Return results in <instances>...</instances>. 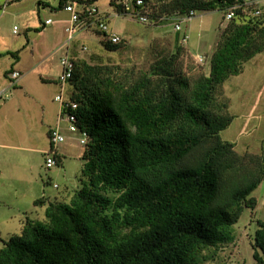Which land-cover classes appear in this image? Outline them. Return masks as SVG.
<instances>
[{"label": "trees", "instance_id": "16d2710c", "mask_svg": "<svg viewBox=\"0 0 264 264\" xmlns=\"http://www.w3.org/2000/svg\"><path fill=\"white\" fill-rule=\"evenodd\" d=\"M95 1L59 0L57 8L70 2L84 10ZM240 1L143 0L140 9L145 24H163ZM110 4L126 16L116 0ZM96 15L80 13L84 29L104 20ZM92 31L106 50L121 47V36L112 43L107 32ZM262 50L264 12L239 8L219 32L207 74L186 73L180 45L140 72L72 55L68 99L87 133L79 186L68 200H34L47 202L45 219L25 218L20 233L2 240L0 264H212L235 242L232 226L243 210L254 213L250 194L264 177V141L258 153H239L220 136L235 117L224 81ZM256 225L252 256L264 264V221Z\"/></svg>", "mask_w": 264, "mask_h": 264}, {"label": "rangeland", "instance_id": "374dc122", "mask_svg": "<svg viewBox=\"0 0 264 264\" xmlns=\"http://www.w3.org/2000/svg\"><path fill=\"white\" fill-rule=\"evenodd\" d=\"M38 1L0 0V52L19 50L20 53L26 43V36L38 40L41 38L39 46H34V51L38 49L41 54L40 66L42 70L46 69L43 73L50 77L60 69L59 57L65 52L67 45L69 50L73 49L74 55L77 57L89 60L93 56L92 61L95 63L117 66L122 71L132 69L134 72L147 70L156 58L172 54L177 45H180L183 48L180 61L186 73L192 76L207 74L210 54L217 42L220 30L225 24L220 11H199L190 19L181 21L179 33L176 34L173 28L174 19H169L163 24L160 22L143 24L130 15L114 13L110 0H96L93 5L97 8V12L104 16L108 30L117 32L123 39L120 48L109 51L100 44L101 38L92 31L94 28H98L97 24L91 26V29L87 28L76 32L68 42L64 26L69 21L70 14L63 8H57L59 0H43L49 3V7L43 8L38 6ZM151 1L152 4L157 3V0ZM46 18H51L53 23L47 26L45 34H37L34 28L40 26L41 21ZM14 26H16L18 34L13 33ZM182 35H187L185 42L181 41ZM176 37L177 39H175ZM31 39L28 47L24 46L26 49L22 53L24 63L34 65L36 62L30 54ZM83 46L86 47V50H83ZM197 55L203 56L202 62L197 60ZM10 59L9 55L0 57V73ZM223 87V92L230 100L229 110L235 117L220 132L221 138L233 141L235 149L239 153L260 152L264 141V50L244 62L242 72L229 76L224 81ZM63 95L68 99V85H66ZM53 122L55 121L53 120ZM60 126L63 134L67 136H65L66 141L60 143L59 146L64 151L63 160L67 161L68 167L61 164L45 168L43 165L44 156L39 154L40 174L32 178L28 176L31 181L29 184L18 178L4 184L3 189L10 197L0 199V221L4 218L3 213L10 211L15 213L17 219L24 218L23 214L27 211L21 210L20 205L23 206L26 203L24 194L27 193V187L36 190L40 197L44 196L48 199V196L52 197L58 191L53 187L54 184L58 185L59 189L68 184L73 186V189L79 186L80 172L72 170L71 164L75 161L74 165L77 168L82 161L80 158L79 160L72 158V154L80 153L83 150V145L77 144L76 140L74 142V139L69 137L71 133L67 130L65 121L62 120ZM68 174L71 177L65 178ZM37 178L38 180L42 178L38 187L32 184V180ZM250 196L256 199L254 213L252 214V210L249 208L243 210L238 221L232 226L235 242L220 248L211 261L212 264L255 263L251 243H253L254 232L257 228L256 220L264 221V177ZM16 207L20 209L19 213H16ZM36 218L35 220L42 222L45 215ZM10 226L12 223L8 224L5 221L0 223V247L2 240H6L9 237L8 234L12 232L8 231L9 233H7V231H3V228ZM17 228L16 234L20 233L19 227Z\"/></svg>", "mask_w": 264, "mask_h": 264}, {"label": "crops", "instance_id": "0c3cea01", "mask_svg": "<svg viewBox=\"0 0 264 264\" xmlns=\"http://www.w3.org/2000/svg\"><path fill=\"white\" fill-rule=\"evenodd\" d=\"M38 6L42 8L46 6L49 7V3L47 1L39 0ZM114 13L116 12L114 11ZM45 20L41 21L40 26L34 28V31L37 34H45L47 26H50L53 23L52 21L51 23L46 24ZM68 24L69 21L65 23L66 26ZM66 26H64V31ZM80 30H77L76 32ZM13 33L18 34L17 30L15 32L13 31ZM30 39V37L28 38L26 36V48L28 47ZM31 40L30 54L36 62L34 65L25 64L23 61L22 52L26 49L24 47L25 45L21 48L20 53L19 50H16L17 58H14L7 53L16 51L6 50L5 52H0L3 53L2 56L9 55L11 57L7 66L0 73V91L5 90L6 93H8L7 98L0 99V199L10 197L3 189L5 183L7 184L13 180L15 181V178H18L22 179L26 184H29L31 181L28 176L32 178L40 174L41 167L40 158L38 157L39 154L45 156V152L54 148V156L57 159L56 165L58 166L62 164L65 167H68L67 161L63 160L64 151L62 150V147L59 146L60 144L52 147L49 139V131L54 127H58L63 134L60 126L62 120L59 119L60 104L55 100V96L61 94L63 99L67 100L63 93L66 91V85L68 84L61 83L58 80L61 73V67L58 71H55L54 76L50 77L43 73L46 69L42 70L40 66L41 54L38 52V49L34 51V46H39L41 38L39 40L32 38ZM63 55L71 57L74 55V51L72 48L69 50L67 45L65 52L59 57V66H61L60 59ZM12 71H18L20 76L15 84L10 86L8 74ZM53 120L55 122H53ZM76 134L77 133H71L69 137L74 139V142L76 140V143L78 144V136H76ZM65 141L66 139H64L63 142ZM82 153L83 150H81L80 153L77 152L72 154V158L79 160V158L81 159ZM43 160V165L45 166V157H43ZM74 163L75 161L72 162L71 169L75 172H80L83 162L81 161L77 168H75ZM68 177H71L70 174L65 178ZM40 179L38 180L37 178L32 180V184H35L36 187H38L41 184ZM55 185L56 184H54L53 187L58 189V191L54 193L52 197L58 200H68L73 186L71 187L70 184H68L59 189L58 185L57 187H55ZM26 192L27 193L24 194V200H26V203L23 206L20 205L21 210L25 209V211H27L23 214L24 218L22 219L21 217L17 219L15 213H12L11 211L3 213L4 218L0 223H2V221L7 222L8 224L12 223V226L3 228V231H7V233H9L8 231H12L10 232L11 234H16L15 231H18L17 227L21 230L25 218L35 220V218L40 215L43 217L47 202L35 205L34 200L40 198V195L36 190L31 189V187H27ZM52 197L48 196V200L51 201ZM16 210V213H19L20 209L16 207ZM16 221L17 226L15 225ZM10 233L8 234L9 236L11 235Z\"/></svg>", "mask_w": 264, "mask_h": 264}, {"label": "built area", "instance_id": "2783aa9c", "mask_svg": "<svg viewBox=\"0 0 264 264\" xmlns=\"http://www.w3.org/2000/svg\"><path fill=\"white\" fill-rule=\"evenodd\" d=\"M118 4L121 5L123 9V13L125 15H130L133 18L137 19L141 23H148L149 17L147 15L146 10L140 9V7L143 5V0H116ZM143 7V6H142ZM242 9L246 10L248 13L253 15H258L262 12H264V0H241L237 4L233 5L230 8H227L221 12H223L224 20L227 21L231 19L234 16V13L236 9ZM63 9H65L69 14V24L65 27V31L68 36V41L72 39V36L77 30H82L87 27V22L85 20L80 19V13L86 12L88 17H96V8L95 7H86L84 10L78 9L77 6L74 3H66L63 6ZM196 12L190 11L187 15L178 16L174 20L173 28L174 30H180V22L186 19H190L192 16H194ZM119 15V14H117ZM52 22L51 18H48L45 20L46 24H49ZM98 29L101 31L107 32V38L112 43H117L120 40V36L112 31L108 30V24L105 20H100L98 22ZM17 30L16 26H14L13 31L15 32ZM187 39V35H183L181 41L185 42ZM86 47L83 46V50H85ZM197 60L199 62L203 61L202 55H197ZM60 65H61V73L58 77V80L61 83H67L68 79L72 75L74 63L73 60L68 55H63L60 59ZM9 84L10 86H13L20 76V73L18 71H12L9 72ZM8 93H6L5 90L0 91V99L1 98H7ZM55 100L59 102L60 104V112H59V119L64 120L67 123V129L71 133H77L78 134V142L79 144L83 145L86 142L87 139V133L83 130H80L78 126L76 125V116H75V110L77 108V104L74 101H71L70 99H63L61 94H58L55 96ZM49 139L50 143L53 146H56L60 143H62L65 139V136L60 132L58 127H54L50 129L49 131ZM54 149H50L47 152H45V167L50 168L54 165H56V160L53 157Z\"/></svg>", "mask_w": 264, "mask_h": 264}]
</instances>
